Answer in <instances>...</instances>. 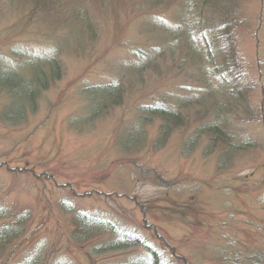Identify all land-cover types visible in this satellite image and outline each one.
Instances as JSON below:
<instances>
[{
	"label": "rangeland",
	"instance_id": "1",
	"mask_svg": "<svg viewBox=\"0 0 264 264\" xmlns=\"http://www.w3.org/2000/svg\"><path fill=\"white\" fill-rule=\"evenodd\" d=\"M184 2L55 0L34 14L33 0H0V68L15 63L31 79L28 65L36 54L56 55L60 64L59 77L36 98L34 111L21 100L26 110L19 118L4 117L11 93L0 86V213L9 221L27 215L25 231L0 264L24 261L38 250L47 264H133L138 247L96 252L109 232L75 241L77 210L142 236L167 264H264V0H237L240 23L233 39L248 80L228 87V98L215 96L230 100L221 114L236 146L231 161L223 164L224 152L206 149L207 136L189 155L181 150L198 125L216 119L212 106L208 117H199L201 107H190L191 122L162 147L154 145L159 118L146 124L138 152L118 145L140 105L202 85L196 62L185 58L179 66L185 57L180 50L160 57L157 68L123 69L171 36L168 29L187 11ZM194 32L195 45L204 46V33L213 45V29L202 25ZM21 52L31 61H12ZM226 70L231 85L237 73ZM117 78L125 84L123 104L86 119L87 86Z\"/></svg>",
	"mask_w": 264,
	"mask_h": 264
},
{
	"label": "trees",
	"instance_id": "2",
	"mask_svg": "<svg viewBox=\"0 0 264 264\" xmlns=\"http://www.w3.org/2000/svg\"><path fill=\"white\" fill-rule=\"evenodd\" d=\"M53 1L55 0H33L34 9L31 10L32 13L39 14L42 10L51 8ZM184 3L186 4L185 9L187 11L182 14L180 13L181 16L177 24L168 29L172 33L171 36L164 35L162 42L158 46H154L150 52H147L146 56L140 55L141 59L139 61H134V64L132 61L129 66H125L123 69L142 72L147 68H157L160 57H163L166 53L170 57H173L180 50L185 57L181 58L179 66H182L183 59L185 58L188 61L196 62L197 76L202 85L195 88L198 90L194 91V93L191 92V87L185 86L182 88L184 92L180 94L170 92L153 104L145 103L140 105L137 116L128 125L127 138L118 142V145L124 152L132 150L138 152L141 150L142 141H146V124L149 125L155 118H159V136L154 145L162 147L171 133L179 128L187 127L191 122L192 108L190 107L196 105V107L202 108L203 113H197L199 117H208L209 113L207 111L210 110L211 112L213 107L214 111L217 112L216 119L198 125L195 132L184 140L181 150L183 154L189 155L200 143V138L207 136L209 140L207 144L208 148L206 149L224 152V158L221 157V159H225L226 162L223 164H226L228 161H231V156L236 151V146L231 143L233 142L232 137H230L231 134L228 132L227 115L223 116V113L221 114L222 107L227 108L230 100H217L215 96L219 95L228 98L226 92L228 87L230 88L234 85L240 87L244 79L248 80L245 76L246 74H244L245 72L242 70L243 67L238 63L240 56L233 39L235 33L234 25L237 23L239 25L240 23L236 15V4L238 2L237 0H185ZM194 10L195 12H193ZM192 13L195 14L194 17ZM202 25L207 28V31L213 29L216 36L212 38L213 45L210 44L206 33L203 34L201 41L205 47L195 45L196 35L194 34V30L197 31ZM17 55H12V61L21 60L24 63L25 61H31L30 59L23 60L25 58L23 52ZM58 61L59 58L56 55L43 56L36 54L33 65H28L33 68L31 79L25 78L26 76L19 72V69H16L15 63L10 62L5 69L0 68V75L2 77L0 86L1 88H8L11 93L10 100L5 107L4 117L14 118V115H18L19 118V115L22 116L26 107L23 106L24 104L21 103V100L26 99L28 104L30 102L29 108L33 111L36 109V98L49 86L50 81H54L59 77L60 64ZM228 68L234 69V73H237V78L234 81L235 84L232 83L230 85V82L226 81L228 78L225 74L231 71L226 70ZM212 75L216 77L217 84L214 83ZM220 81L225 83V87H221ZM87 88L89 92L88 100L91 99V103L86 112V119L93 120L98 116L107 114L108 109H113L124 102L125 84L121 78L110 82L89 85ZM236 89L238 88L236 87ZM234 90L232 89L229 92L234 93ZM242 93L244 98L247 99L249 97L248 90L244 89ZM246 93H248V96L245 95ZM14 98L17 101L13 103ZM211 98H213V101H209ZM93 99L95 100L93 101ZM101 103L103 104V110ZM208 103H211V105ZM165 183L170 184V182ZM74 215L73 224L75 229L72 235L75 241L85 242L91 240L90 238L104 237L107 232L111 234L109 238L105 237L99 245L95 246L94 249H96L97 253L105 251L115 252L126 250L130 247H138L137 250L140 252L134 255L133 264H167L166 261L164 262V258L161 256L159 250L151 242H147L146 239L138 234H133L119 227L117 222H112L108 217L78 210ZM2 217L5 220L3 223H0V260L12 252V249L9 253L6 252L9 245L15 239L20 238L25 231L24 220L27 219V215L22 213L15 221H9L4 211L0 213V218ZM42 255L43 252L38 250L24 261L14 264H47L45 256ZM185 263L188 264L187 261ZM53 264L60 263L55 262Z\"/></svg>",
	"mask_w": 264,
	"mask_h": 264
}]
</instances>
